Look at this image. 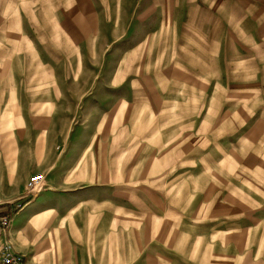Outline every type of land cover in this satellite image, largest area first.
<instances>
[{
	"label": "rangeland",
	"instance_id": "1",
	"mask_svg": "<svg viewBox=\"0 0 264 264\" xmlns=\"http://www.w3.org/2000/svg\"><path fill=\"white\" fill-rule=\"evenodd\" d=\"M90 1L98 13L88 10L87 41L76 50L57 41L52 62L22 47L18 67L25 86L40 70L55 72L57 116L72 119V134L97 130L117 108L107 138L90 150L118 166L120 198L135 199L137 212L163 215L264 204V49L254 29L264 9L252 0H163V16L159 9L145 16L147 1L118 0L113 14ZM145 33L157 34L151 46H140ZM177 66L195 70L207 89L185 84Z\"/></svg>",
	"mask_w": 264,
	"mask_h": 264
},
{
	"label": "crops",
	"instance_id": "2",
	"mask_svg": "<svg viewBox=\"0 0 264 264\" xmlns=\"http://www.w3.org/2000/svg\"><path fill=\"white\" fill-rule=\"evenodd\" d=\"M111 1L100 3L106 13H119L122 4L118 8V0ZM142 1H147L145 16L157 9L163 16V0ZM252 2L264 9V0ZM168 7H173L170 2ZM96 9L90 0H0V211L11 215L6 230L0 225V249L10 242L27 264H264L261 200L207 216L137 212L135 199L120 198L118 166H107L104 153L90 150L91 143L107 138L104 128L118 119L117 108L97 130L72 134V119L57 116L55 72L40 70L24 85L19 49L31 48L39 62L55 61L49 57L57 41L73 50L87 41L86 16ZM57 15L78 16L79 22H57ZM256 25L258 47L264 49V22ZM156 35L143 34L140 46H151ZM10 47L16 53H8ZM177 74L185 84L207 89L192 68L177 66ZM122 150L116 149L114 157ZM36 174L44 175L42 189L14 213L15 202ZM111 175L115 181H105Z\"/></svg>",
	"mask_w": 264,
	"mask_h": 264
},
{
	"label": "built area",
	"instance_id": "3",
	"mask_svg": "<svg viewBox=\"0 0 264 264\" xmlns=\"http://www.w3.org/2000/svg\"><path fill=\"white\" fill-rule=\"evenodd\" d=\"M43 174H36L32 176L27 185V192L25 195L14 204V209H19L23 206V200L36 195L43 187ZM23 199V200H22ZM11 215L9 212L0 214V224L3 230H6L10 224ZM0 264H27L25 255L15 250L10 242H6L0 249Z\"/></svg>",
	"mask_w": 264,
	"mask_h": 264
},
{
	"label": "trees",
	"instance_id": "4",
	"mask_svg": "<svg viewBox=\"0 0 264 264\" xmlns=\"http://www.w3.org/2000/svg\"><path fill=\"white\" fill-rule=\"evenodd\" d=\"M30 198H28V199H22L23 200V203H25L26 201H28ZM18 210V209H17ZM16 209L14 210V213L17 211ZM8 211V210H7ZM7 211H5V210H2V211H0V214H3V213H5V212H7Z\"/></svg>",
	"mask_w": 264,
	"mask_h": 264
}]
</instances>
